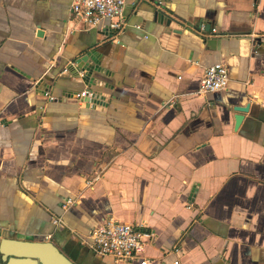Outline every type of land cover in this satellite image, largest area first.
I'll return each instance as SVG.
<instances>
[{
  "label": "crops",
  "instance_id": "1",
  "mask_svg": "<svg viewBox=\"0 0 264 264\" xmlns=\"http://www.w3.org/2000/svg\"><path fill=\"white\" fill-rule=\"evenodd\" d=\"M72 2L0 0V244L51 241L71 264H264V0H126L121 32ZM91 50L93 83L72 67ZM217 62L228 86L200 92ZM109 218L155 236L116 260L89 241Z\"/></svg>",
  "mask_w": 264,
  "mask_h": 264
},
{
  "label": "built area",
  "instance_id": "2",
  "mask_svg": "<svg viewBox=\"0 0 264 264\" xmlns=\"http://www.w3.org/2000/svg\"><path fill=\"white\" fill-rule=\"evenodd\" d=\"M126 0H73L71 11L75 18L86 26H98L108 22L109 28L114 32L123 31L128 22L124 16ZM137 27H141L137 25ZM204 30V26H201ZM216 32V28L212 29ZM69 68L65 67L62 73H68ZM230 75L228 67L223 62H217L208 66L201 80L200 92L216 91L228 86ZM50 100H57L48 90L44 92ZM94 91L89 87L75 95L78 102L91 100ZM100 175L87 180L88 185L99 180ZM73 203V199H67L65 207ZM56 224L62 222L61 217L54 219ZM155 232L150 230L144 223L123 222L114 218H109L97 224L89 234L90 245L99 253L111 255L116 260L132 261L141 255L146 242L152 240ZM146 259L141 260L140 264H147ZM179 264V260L175 261Z\"/></svg>",
  "mask_w": 264,
  "mask_h": 264
},
{
  "label": "water",
  "instance_id": "3",
  "mask_svg": "<svg viewBox=\"0 0 264 264\" xmlns=\"http://www.w3.org/2000/svg\"><path fill=\"white\" fill-rule=\"evenodd\" d=\"M172 20H168L170 25ZM109 31L110 29H106ZM73 68L85 81L93 83L96 80L95 72L102 71V66L98 59L97 50H91L77 57L73 64ZM97 95L90 101H94ZM89 101V100H88ZM236 128L244 119L243 112H247L250 108L249 104L245 106L235 105ZM26 261L28 264H71L70 260L62 251L51 241H30L17 238H4L0 244V264H11L13 261Z\"/></svg>",
  "mask_w": 264,
  "mask_h": 264
}]
</instances>
